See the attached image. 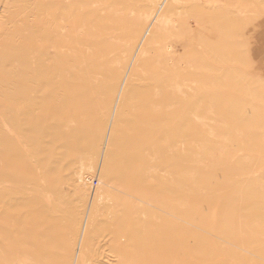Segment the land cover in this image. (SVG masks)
<instances>
[{
    "label": "rangeland",
    "instance_id": "obj_1",
    "mask_svg": "<svg viewBox=\"0 0 264 264\" xmlns=\"http://www.w3.org/2000/svg\"><path fill=\"white\" fill-rule=\"evenodd\" d=\"M78 249L264 264V0H0V264Z\"/></svg>",
    "mask_w": 264,
    "mask_h": 264
},
{
    "label": "bare ground",
    "instance_id": "obj_2",
    "mask_svg": "<svg viewBox=\"0 0 264 264\" xmlns=\"http://www.w3.org/2000/svg\"><path fill=\"white\" fill-rule=\"evenodd\" d=\"M157 1V0H156ZM172 1H174V2H177V0H172ZM201 2H202V0H200ZM209 1V3L210 4H212V3H214L215 1H217V0H208ZM153 3H154V1H152ZM151 2V3H152ZM164 2V1H163ZM220 2H221V0H220ZM208 4V3H207ZM218 4V3H217ZM223 4V3H222ZM161 5V4H160ZM205 5V4H204ZM219 6V5H218ZM209 7V6H208ZM164 11H162V12H160L159 13V15L157 16V19H156V22H157V25H158V28H159V30H160V32L163 34V36L165 37V43H164V46H165V48L167 49L168 48V44H167V42H166V38L168 37L167 35H168V33H169V31L172 29V30H174L176 27H175V20L172 18V16L171 15H167L166 13H163ZM157 13H158V11H157ZM155 14V13H154ZM156 16V15H155ZM153 19H154V17H153ZM153 22H154V20H153ZM169 26H171V29H170V27ZM146 31H148V30H146ZM150 31V30H149ZM142 40V39H141ZM172 65V64H171ZM121 89V88H120ZM28 153V152H27ZM79 162L81 163V161H80V159H79ZM110 162V161H109ZM79 165V164H78ZM80 166V168L76 171V173H75V177H76V182H77V184L79 185V186H83V185H85L86 184V181L87 180H89V178H88V168L86 167V165H84L83 163H81V165H79ZM40 170V169H39ZM38 175V174H37ZM40 181V180H39ZM5 186V185H4ZM15 186V185H14ZM3 187V186H2ZM16 187V186H15ZM34 188V187H33ZM84 188V187H83ZM35 192H37L38 194H41V196H44L45 198H46V202L48 201V195H43L42 194V192L39 190V189H37ZM43 197V198H44ZM50 200V199H49ZM49 202V201H48ZM51 202H53V200L51 201ZM55 205L58 207V204L57 203H55ZM141 205V204H140ZM115 208V207H114ZM60 209V208H59ZM77 209V208H76ZM59 211V210H58ZM51 213V212H50ZM97 217H98V214H97V212H96V210H94L92 213H91V210H90V212L87 214V217H86V219H84V220H88V222L89 223H92V224H94L93 222H95L96 220H97ZM99 217H101V216H99ZM102 220H103V218H102ZM110 220V219H109ZM112 220V219H111ZM117 222V221H116ZM97 223V222H96ZM106 223V222H105ZM104 223V224H105ZM88 224V223H87ZM89 225V224H88ZM125 225V228H127V224L125 223L124 224ZM85 226H86V224H85ZM105 226V225H104ZM116 226V225H115ZM89 227V226H88ZM131 231V230H130ZM87 232V231H86ZM85 235L87 234V233H84ZM90 235V234H89ZM82 236V235H81ZM83 237V236H82ZM86 237V236H85ZM80 238V237H79ZM78 238V239H79ZM78 241H80V240H78ZM64 243V242H63ZM99 243V242H98ZM72 244V243H71ZM78 244H80V243H78ZM80 246V245H79ZM78 246V247H79ZM77 252V251H76ZM69 254V253H68ZM75 255H77V257H78V260H79V262H81V264H84V262H85V255H84V253L81 251V250H79L78 249V253L77 254H75ZM68 256V255H67ZM75 258H76V256H75ZM70 261V260H69ZM74 261H75V259H74ZM31 259H29V258H24V260L21 262L22 264H31ZM71 262V261H70ZM78 262V263H79ZM76 264V263H75Z\"/></svg>",
    "mask_w": 264,
    "mask_h": 264
}]
</instances>
